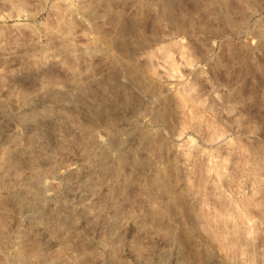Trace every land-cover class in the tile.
<instances>
[{
    "label": "rangeland",
    "instance_id": "1",
    "mask_svg": "<svg viewBox=\"0 0 264 264\" xmlns=\"http://www.w3.org/2000/svg\"><path fill=\"white\" fill-rule=\"evenodd\" d=\"M0 264H264V0H0Z\"/></svg>",
    "mask_w": 264,
    "mask_h": 264
}]
</instances>
